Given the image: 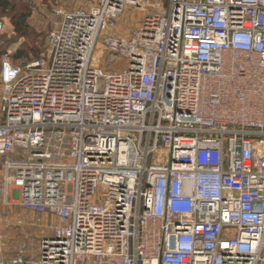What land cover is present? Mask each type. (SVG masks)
<instances>
[{
	"label": "built area",
	"instance_id": "2783aa9c",
	"mask_svg": "<svg viewBox=\"0 0 264 264\" xmlns=\"http://www.w3.org/2000/svg\"><path fill=\"white\" fill-rule=\"evenodd\" d=\"M152 1L88 0L48 58H2L3 218L42 233L32 259L0 234V264H264V0Z\"/></svg>",
	"mask_w": 264,
	"mask_h": 264
},
{
	"label": "rangeland",
	"instance_id": "374dc122",
	"mask_svg": "<svg viewBox=\"0 0 264 264\" xmlns=\"http://www.w3.org/2000/svg\"><path fill=\"white\" fill-rule=\"evenodd\" d=\"M17 2H19V8H23L28 14L26 23L29 26V32L33 34L32 36L34 38L36 35H41V38L39 36L38 42H41L43 39L45 40V45L40 56V58L45 59L46 57L48 58L49 35L56 29L62 19L59 12L74 11L89 6L88 0H17ZM156 3H161L166 9L169 6V0H156L151 2V4H155L154 6H156ZM153 10L154 8L152 6L146 12H138L133 8L128 9L124 15L108 24V34L113 37L130 38L138 26L144 21L145 17L152 13ZM2 20L7 26L5 32L0 34V43H3V48L0 50V52H3V54H0V68L1 60L6 55H10L15 65L24 66L32 62L33 60L30 59L34 58V53L30 52L31 42L33 40L31 38L32 36L28 38L19 37L15 32V26L10 15L3 16ZM20 49L24 50L25 54L29 57L26 58L23 56L21 59H16L15 53ZM95 58H98L99 66L106 71H119L124 68V62L113 61L112 56L106 53L101 47L97 48ZM6 210L4 207V218H6L4 215V211ZM4 218V222L0 225V234L3 239L13 246L16 245L14 243L16 241L27 242L32 245L26 253L27 258H37L42 229H31L29 226L17 228L14 225L16 220H5Z\"/></svg>",
	"mask_w": 264,
	"mask_h": 264
},
{
	"label": "trees",
	"instance_id": "16d2710c",
	"mask_svg": "<svg viewBox=\"0 0 264 264\" xmlns=\"http://www.w3.org/2000/svg\"><path fill=\"white\" fill-rule=\"evenodd\" d=\"M17 0H0V20H2L3 16H11L13 20V24L15 26V32L19 37L28 38L31 37L33 34L29 32V26H27L26 20L28 14L25 12L23 8H19ZM39 36L36 35L31 42L30 52H33L34 58H30L33 61L40 59L41 53L43 51V47L45 45V40L39 41ZM7 43V42H6ZM37 43V44H36ZM8 45V44H7ZM3 48V43H0V50ZM3 54V52H0ZM24 57H29L25 54L24 50L20 49L15 53L16 59H21ZM29 59V58H28ZM14 63V61L12 60ZM30 63V62H29Z\"/></svg>",
	"mask_w": 264,
	"mask_h": 264
},
{
	"label": "crops",
	"instance_id": "0c3cea01",
	"mask_svg": "<svg viewBox=\"0 0 264 264\" xmlns=\"http://www.w3.org/2000/svg\"><path fill=\"white\" fill-rule=\"evenodd\" d=\"M3 218V199L0 197V219Z\"/></svg>",
	"mask_w": 264,
	"mask_h": 264
}]
</instances>
